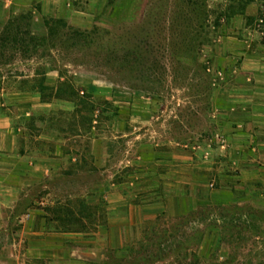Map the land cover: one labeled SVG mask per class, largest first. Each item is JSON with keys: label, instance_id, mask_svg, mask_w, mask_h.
<instances>
[{"label": "rangeland", "instance_id": "1", "mask_svg": "<svg viewBox=\"0 0 264 264\" xmlns=\"http://www.w3.org/2000/svg\"><path fill=\"white\" fill-rule=\"evenodd\" d=\"M188 1L0 0V264H42L41 230L85 234L90 264H264V210L241 204L238 91L242 59L264 64V0ZM44 17L132 53L112 70L39 66L14 42ZM59 149L53 174L31 172ZM117 182L130 213L93 202Z\"/></svg>", "mask_w": 264, "mask_h": 264}, {"label": "crops", "instance_id": "2", "mask_svg": "<svg viewBox=\"0 0 264 264\" xmlns=\"http://www.w3.org/2000/svg\"><path fill=\"white\" fill-rule=\"evenodd\" d=\"M238 91L241 94L239 102L241 104V193L245 197L241 199V204L252 203L256 209L264 210V64L257 56L247 54L242 59L241 90ZM62 151L59 149V152L49 159L36 160L33 167L32 164L30 165L31 172L40 177L53 174L54 167H49L48 164H51L54 158L65 156ZM124 184L117 182L105 185L104 196L93 200L95 206L103 207L110 212L128 209L130 213L131 207L137 205L133 200H127ZM139 211L142 214L144 212L140 208ZM118 220H120L118 217L109 219L111 222ZM116 230L113 237L121 238L122 235L117 234ZM99 235L100 232L95 236L98 238ZM30 236L39 237L29 242V245L35 246V257L43 260L42 264H90L86 256L95 252L93 248L88 249L89 242L90 245H93V242L87 239L83 242L82 237L85 234L81 233L59 231L44 234L41 230L30 233Z\"/></svg>", "mask_w": 264, "mask_h": 264}, {"label": "trees", "instance_id": "3", "mask_svg": "<svg viewBox=\"0 0 264 264\" xmlns=\"http://www.w3.org/2000/svg\"><path fill=\"white\" fill-rule=\"evenodd\" d=\"M182 2L185 3V6L190 4L188 0H182ZM192 6L195 10H199L200 6L197 3ZM23 20L31 21V15H22L17 18V21L19 22ZM142 22L143 19L137 22V26H140ZM42 24L44 28V33L42 34H33L31 38L25 31L22 32L18 41L14 42L16 46L15 51H18L24 57L28 54L30 57L34 56L37 58L36 61L39 64L40 61H44V63L39 66H45L46 63H49L52 68L51 70H57L55 69V64H59L60 62L61 65H59L61 68L85 67L88 69H95L100 66H109V70H112L118 63L123 67L122 63L126 64L127 58L132 53L131 49L127 46V43H129V40L126 39L127 37L120 38L117 41L119 47L116 48L113 34H111L113 33L112 30L111 32L107 31L108 39L103 42L102 37H99L101 31L97 28H94L92 31H82L70 26L62 20L45 17L42 18ZM12 25L14 24L9 22L5 27V31L6 28L11 27ZM123 32L127 34L126 30H123ZM11 41H14L13 38ZM11 41L9 40V42ZM7 43L8 39L2 37V40H0V58L3 57L1 56L3 55L2 50L8 46ZM100 52L103 53L102 57L100 56ZM55 57H57L58 60ZM35 74L38 75V73ZM123 74L126 75V72H123ZM61 80L62 76L59 75L57 84L65 86L72 92V84L67 80ZM44 84V77L35 80V86L37 89L45 88Z\"/></svg>", "mask_w": 264, "mask_h": 264}]
</instances>
